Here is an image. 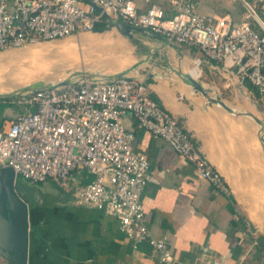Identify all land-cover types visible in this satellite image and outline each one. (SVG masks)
Segmentation results:
<instances>
[{"label": "crops", "instance_id": "obj_1", "mask_svg": "<svg viewBox=\"0 0 264 264\" xmlns=\"http://www.w3.org/2000/svg\"><path fill=\"white\" fill-rule=\"evenodd\" d=\"M153 1L167 13L173 11L170 0ZM194 1L200 13L226 16L234 23L245 11L237 0ZM117 23L122 22L100 23L90 32L127 36L137 59L122 74L148 83L151 98L179 119L229 190L222 193L199 178L164 139L153 137L132 115L124 116L134 150L149 161L140 199L150 232L166 239L173 264H264V132L259 135L256 129L264 124V95L248 82L240 84L222 61L208 60L194 47L170 44L127 25L123 32ZM15 99L0 96V132L28 109ZM92 179L86 169H75L63 180H51L57 189L37 203L33 194L25 197L27 264H158L147 243L132 246L115 217L75 203V192Z\"/></svg>", "mask_w": 264, "mask_h": 264}, {"label": "built area", "instance_id": "obj_2", "mask_svg": "<svg viewBox=\"0 0 264 264\" xmlns=\"http://www.w3.org/2000/svg\"><path fill=\"white\" fill-rule=\"evenodd\" d=\"M240 2L244 15L234 23L226 16L200 13L194 0H170L171 13L153 0H0V52L77 37L119 19L170 44L194 47L208 60L222 61L240 84L248 82L264 95V0ZM13 96L28 109L0 132V167L34 183L63 180L75 169H86L93 179L75 192V203L115 217L132 246L147 243L158 264H173V257L166 239L155 237L147 226L140 195L149 161L134 150L133 134L122 118L132 115L189 161L199 178L229 192L219 170L179 119L151 98L144 80L120 74Z\"/></svg>", "mask_w": 264, "mask_h": 264}, {"label": "rangeland", "instance_id": "obj_3", "mask_svg": "<svg viewBox=\"0 0 264 264\" xmlns=\"http://www.w3.org/2000/svg\"><path fill=\"white\" fill-rule=\"evenodd\" d=\"M237 1L240 2V0H237ZM98 34H101V36L104 38L114 40L115 42H117L120 45V48L117 49L118 55H115L114 57H112V61L106 65L105 64L98 65L97 67H94L91 71L84 72V73H82V72L85 70H82L81 72L79 71L80 74H78L76 77H74L70 81H79L83 78L87 79L88 81L105 80V79L112 78L118 74L125 73L126 71L124 72V70L127 69L128 67L130 68L132 66V64L135 63V61L137 59L136 50L131 45V42L127 41V36H125V34L123 35V33L122 34L120 33L121 34L120 35V34H117L116 32H112V33H110V32L105 33L104 31H102L101 33H99V32H94V33L85 32V33L80 34L77 37L70 36V37H66V38L61 39V40L42 42V43H37V44H32V45H25L23 47H17V48H10V49H7L6 51L0 52V56L6 55V54H8V55L9 54H11V55L12 54H17V55L22 54L23 56L31 55V56L37 57L36 59H39V58L41 59L42 57L40 56V52H38L36 50H38L42 47H54V46H60V45L67 44V43H72V44H75L76 47H79L78 46L79 44L87 43L90 39H92L93 36L98 35ZM123 39H125L126 42ZM122 41H124L125 44ZM75 50H76V52L78 51L77 48ZM105 51L106 50H104V52ZM35 52L39 53L38 56L32 55ZM108 52H110V51H108ZM97 53H98V51H95V55H98V59H97L98 61L102 62L103 59H106V58H104L105 55L104 56L101 55V52L98 54ZM65 54H67V53H65ZM69 54L71 57V55H73L74 53H68L67 56H69ZM43 57H46V56H43ZM75 61L76 62L73 64L74 67H77V66L79 67V65H82L81 63H79L77 61V59H75ZM47 62H48L47 64H49L47 68L43 65V66H40L38 68L33 69V71L38 72L34 76H36L37 78L42 77V76H47V78L54 77V80H55L54 85L59 86V85L64 84V82L61 83L62 79L60 77L64 76V74L67 75L66 72L71 71L74 67L71 68V67H67V66L55 65L54 62L49 61V60ZM12 71H14V70H12ZM60 74H62V75H60ZM79 75H80V77H79ZM56 79H58V80H56ZM23 84H25V83H23ZM54 85H52V86H54ZM26 86H28V87L23 88V90L18 92V93L30 91L32 89H35L36 87L41 86V85H38V82H36V83H33L31 86L30 85H26ZM13 94H15V93H13ZM4 95L5 94H1L0 96H4ZM256 129H257V133L259 135L260 134L262 135L264 132V124L259 123ZM52 185L53 184H52L51 180H46L44 182L34 183V182L29 181V180L23 179L19 175H16L14 188L18 194L21 193V195L23 197L21 195H19V196L24 200H25L26 196L33 194V196L35 197L34 201L37 203L42 197L54 193L53 189H57V188H55ZM56 186H58V185H56ZM28 209H29V207H28ZM0 264H9L8 260L5 257H3L1 254H0Z\"/></svg>", "mask_w": 264, "mask_h": 264}, {"label": "bare ground", "instance_id": "obj_4", "mask_svg": "<svg viewBox=\"0 0 264 264\" xmlns=\"http://www.w3.org/2000/svg\"><path fill=\"white\" fill-rule=\"evenodd\" d=\"M78 46L79 47H76L75 44L67 43L54 47H42L36 50L40 52V56L42 57L41 59H36L37 57L31 55L23 56L22 54H6L0 56V95L18 93L22 91L23 88L28 87L26 85L31 86L36 82H38V85L41 86L54 85V78H47V76L37 78L36 76H34L38 72L33 71V69L43 65L47 68L49 65L47 64L48 60L54 62L55 65L67 66L72 68L74 67L73 64L76 62L75 59H77V61L83 65L74 67L71 71L66 72L67 75L64 74V76H61V83H65L80 74L82 70H85L82 72L84 73L91 71L98 65H106L110 63L112 61V57L118 55L117 49L120 48V45L117 42L108 38H104L101 36V34L93 36L92 39H90L87 43L79 44ZM76 48L78 49L77 52L75 50ZM104 50L106 51L104 52ZM95 51H98V53L101 52V55H105L104 58L106 59H103L102 62L98 61V55H95ZM64 52L67 54H65ZM68 53L74 54L70 57V54L69 56H67ZM38 54L39 53L35 52L32 55L38 56ZM76 69H79L80 72H75ZM12 70H14L15 72Z\"/></svg>", "mask_w": 264, "mask_h": 264}, {"label": "water", "instance_id": "obj_5", "mask_svg": "<svg viewBox=\"0 0 264 264\" xmlns=\"http://www.w3.org/2000/svg\"><path fill=\"white\" fill-rule=\"evenodd\" d=\"M116 26L127 32L126 24L117 23ZM41 87L44 86L35 89ZM14 183V171L10 167H0V254L9 264H27L29 209L28 203L15 190Z\"/></svg>", "mask_w": 264, "mask_h": 264}, {"label": "trees", "instance_id": "obj_6", "mask_svg": "<svg viewBox=\"0 0 264 264\" xmlns=\"http://www.w3.org/2000/svg\"><path fill=\"white\" fill-rule=\"evenodd\" d=\"M33 232H34L33 234H35V235H39L37 229H36V230L34 229Z\"/></svg>", "mask_w": 264, "mask_h": 264}]
</instances>
